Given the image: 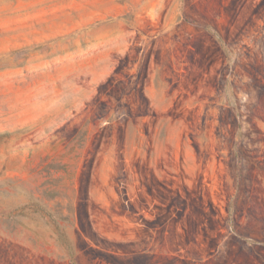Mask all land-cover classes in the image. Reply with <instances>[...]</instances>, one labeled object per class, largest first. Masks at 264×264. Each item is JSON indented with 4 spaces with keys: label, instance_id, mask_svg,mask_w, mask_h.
<instances>
[{
    "label": "rangeland",
    "instance_id": "obj_1",
    "mask_svg": "<svg viewBox=\"0 0 264 264\" xmlns=\"http://www.w3.org/2000/svg\"><path fill=\"white\" fill-rule=\"evenodd\" d=\"M0 264H264V0H0Z\"/></svg>",
    "mask_w": 264,
    "mask_h": 264
}]
</instances>
